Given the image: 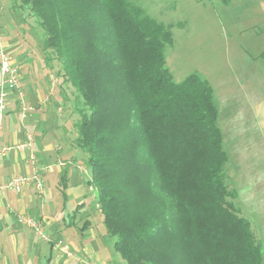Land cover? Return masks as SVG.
<instances>
[{"label": "trees", "instance_id": "obj_1", "mask_svg": "<svg viewBox=\"0 0 264 264\" xmlns=\"http://www.w3.org/2000/svg\"><path fill=\"white\" fill-rule=\"evenodd\" d=\"M19 1L43 29L46 57L83 99L76 143L121 258L263 264L225 181L214 89L197 73L176 82L166 66L171 26L132 0Z\"/></svg>", "mask_w": 264, "mask_h": 264}, {"label": "rangeland", "instance_id": "obj_2", "mask_svg": "<svg viewBox=\"0 0 264 264\" xmlns=\"http://www.w3.org/2000/svg\"><path fill=\"white\" fill-rule=\"evenodd\" d=\"M132 1L171 26L173 43L166 46L165 56L174 80L197 73L212 85L229 155L225 181L261 244L264 264V0ZM20 3L0 0V36L5 51L21 66L28 110L23 119L21 104L10 101L9 110L16 111L5 116L1 138L8 145L24 143V131L33 138L37 157L20 153L26 161L16 172L27 176L39 170L44 193L31 191L34 202L27 214L42 223L47 237L24 228L27 242L21 246L16 235L20 226H5L0 231V264H127L114 248L116 238L108 232L88 185V156L76 143L83 99L65 81L61 62L46 57L51 53L43 47V29ZM59 241L69 245L74 258L61 252Z\"/></svg>", "mask_w": 264, "mask_h": 264}, {"label": "built area", "instance_id": "obj_3", "mask_svg": "<svg viewBox=\"0 0 264 264\" xmlns=\"http://www.w3.org/2000/svg\"><path fill=\"white\" fill-rule=\"evenodd\" d=\"M14 97V98H13ZM15 100L21 104L23 119L27 117L26 111L28 108L25 106V92L23 89V81L21 74V66L17 64L12 57L5 51L2 37L0 36V167L4 158L8 157L12 151L15 153L30 152V158L36 159V154L32 151V136L27 133L24 143H16L15 145L4 144L1 141V134L3 131V121L9 111L10 101ZM32 184L37 191L43 195L44 187L39 176V170L32 175H18L14 174L9 179L4 180L0 170V194H5L6 191H14L22 193L27 185ZM18 221L35 230L39 236L46 238L45 229L42 223L36 221L29 215H18ZM49 239V238H48ZM61 252L67 256H72L69 245H62V241L57 243Z\"/></svg>", "mask_w": 264, "mask_h": 264}, {"label": "crops", "instance_id": "obj_4", "mask_svg": "<svg viewBox=\"0 0 264 264\" xmlns=\"http://www.w3.org/2000/svg\"><path fill=\"white\" fill-rule=\"evenodd\" d=\"M12 59L16 60L14 57H12ZM17 63H19V62L17 61ZM25 65L26 64H24L23 67ZM24 87H25V90L26 89L28 90L27 86L25 85V82H24ZM27 90H26V100L30 101L31 100L30 99L31 92H29ZM39 92L40 91H38V93ZM17 106L18 105H16V108H17ZM11 108L8 111V114H6V117L9 115H15L13 112L16 110H11ZM10 111H12V112H10ZM26 134H27V131H24V133H23L24 138L26 137ZM13 138H14V141L19 140L17 132H14ZM2 140H3V137H2ZM3 142H4V140L2 141V143ZM5 143L6 142H4V144ZM20 155L21 154H19V153H17V154L15 153V154H10L8 157L4 158V160H3L4 162L2 163V165L4 166L2 168V176H3L4 180H7L11 176H13L14 174H17L16 171H21L20 163H23L26 160L24 159L23 156H20ZM33 189L37 191V189L34 187V185L29 184V185H27V187L24 189V191L22 193H16L14 191H6L5 194H0V219L3 220V221H0V231H2L5 226L7 229H11V223L12 222L17 223L20 226V230H19V232L16 233V235H17V238L19 239V242H20L19 244L21 246H23L27 242L24 239V234H25L24 228H27V229L28 228L31 229V228L28 227L27 225L23 224V223H20L18 221V215H22V214L23 215H29V214H27V211H29L31 204L34 202V197L31 193V191ZM31 230H33V229H31ZM54 245H55V243L53 242L51 244V246L54 247ZM56 245H57V243H56ZM72 258H74V257H72Z\"/></svg>", "mask_w": 264, "mask_h": 264}]
</instances>
